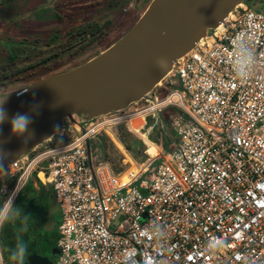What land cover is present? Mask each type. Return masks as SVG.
Instances as JSON below:
<instances>
[{"label":"built area","instance_id":"built-area-1","mask_svg":"<svg viewBox=\"0 0 264 264\" xmlns=\"http://www.w3.org/2000/svg\"><path fill=\"white\" fill-rule=\"evenodd\" d=\"M237 36L257 54L255 72L243 83L231 69ZM161 82L162 102L151 91L117 122L69 121L62 136L0 176V190L17 186L16 206L30 182L56 193L62 223L55 264H264V11L245 0ZM148 118L160 124L158 140L155 127L134 125ZM119 124L146 148L139 168L132 153L115 172L91 151L94 139L113 140ZM152 147L155 157L148 154ZM8 192L0 191V206ZM153 223L165 239H149ZM212 239L223 244L215 253L205 250ZM0 264H7L4 249Z\"/></svg>","mask_w":264,"mask_h":264},{"label":"water","instance_id":"water-1","mask_svg":"<svg viewBox=\"0 0 264 264\" xmlns=\"http://www.w3.org/2000/svg\"><path fill=\"white\" fill-rule=\"evenodd\" d=\"M245 0H153L133 28L112 47L85 64L33 83L23 95L6 98L9 121L0 126V149L8 153L6 165L28 155L62 131L65 121H90L125 110L142 100L169 74L175 63L190 52L212 29L224 24ZM33 106L38 112L32 113ZM30 113L33 137L27 144L11 136L10 119ZM11 137V138H10ZM89 145V144H88ZM59 212L54 192L43 228L55 230ZM51 264L30 258L29 264Z\"/></svg>","mask_w":264,"mask_h":264},{"label":"rangeland","instance_id":"rangeland-1","mask_svg":"<svg viewBox=\"0 0 264 264\" xmlns=\"http://www.w3.org/2000/svg\"><path fill=\"white\" fill-rule=\"evenodd\" d=\"M152 1L0 0V99L99 56L133 28ZM247 1L254 7H260L261 0ZM165 116L168 119L169 112ZM75 118L81 119L82 116L75 115ZM135 122L136 127H155L152 138H160V124H152L151 118L146 120L147 124H141V119ZM69 124L66 120L65 125ZM129 128L126 124L112 128V136L121 149L108 136L91 142L92 153L98 150L101 158L111 162L115 172H121L123 166L127 167V162H123L124 154L132 153L134 165L138 168L148 159L146 148ZM149 176H142L137 185L142 180H148ZM17 207L26 214L29 210L38 211L44 225L48 202L46 195L34 188L33 182L21 193ZM53 219L54 231L46 232L42 227L38 234H34L31 228L26 233L30 242L45 247L44 252L58 244V228L62 223L60 211L53 215ZM18 226V222L7 223L6 229L15 232ZM42 236H46V242ZM6 248L4 246L3 249L6 263L9 264Z\"/></svg>","mask_w":264,"mask_h":264},{"label":"clouds","instance_id":"clouds-1","mask_svg":"<svg viewBox=\"0 0 264 264\" xmlns=\"http://www.w3.org/2000/svg\"><path fill=\"white\" fill-rule=\"evenodd\" d=\"M257 65V54L254 47L247 39L237 36L233 41L231 52V69L234 73V78L241 83L249 80L255 72ZM28 89L17 92L18 95H23ZM5 99H0V126L9 121L8 113L4 107ZM32 113L38 112V106H33L30 110ZM33 123V117L30 113H17L10 119L11 136L22 138L25 144L32 139L33 133L30 131ZM61 135L62 132L57 127L54 129L53 138ZM11 138V137H10ZM62 143V141H59ZM9 154L0 149V176L8 175V166L5 161ZM18 185V182H17ZM0 191H7V188ZM19 194L18 188H14L11 193L8 192L2 206H0V228H3L7 223L15 224L18 222L19 226L15 232V244L12 247H7L9 253L8 259L11 264H25L28 246L24 240V234L29 229V215L15 205L16 196ZM149 239H165L164 229L156 226L155 223L148 227ZM223 247L221 241L212 239L205 245V250L209 253H215L219 248ZM3 259V249H0V260Z\"/></svg>","mask_w":264,"mask_h":264},{"label":"flooded vegetation","instance_id":"flooded-vegetation-1","mask_svg":"<svg viewBox=\"0 0 264 264\" xmlns=\"http://www.w3.org/2000/svg\"><path fill=\"white\" fill-rule=\"evenodd\" d=\"M27 213L30 217L29 228H31V230L34 232V234H38L43 227V225L41 224L42 215L38 211H32V210H29ZM44 222H45V217H44ZM6 226H7V224H5L4 227L6 228ZM42 238H44L45 242L47 241L46 236H42ZM43 249H45V247L42 248L40 246V244L35 245L33 249H29L27 251L25 264H29L30 258H32V257H37L40 259H48L51 264H55L56 261L58 260V257H59L58 248L54 247V248H51L50 250L48 248L47 252H44ZM8 255H9V253H8ZM9 264H11L10 261H9ZM40 264H48V262L42 261Z\"/></svg>","mask_w":264,"mask_h":264},{"label":"trees","instance_id":"trees-1","mask_svg":"<svg viewBox=\"0 0 264 264\" xmlns=\"http://www.w3.org/2000/svg\"><path fill=\"white\" fill-rule=\"evenodd\" d=\"M251 7L253 9L257 10V11H264V0H261L260 7H254L252 5V3H251ZM148 154L153 156V157H155L157 154H159V151L155 147H152L148 151ZM50 190L48 191V189L46 190V188H41L40 191H39L41 194L46 195L48 206H49L50 198L52 197V194H53V191L52 190L50 191ZM15 232H16V230H15ZM15 232L14 231H10V230L6 229L5 227L3 228L2 238H1V242H2L3 248H4V246H7V247L14 246V244H15ZM28 235H26V233L24 234V240L27 243L28 250H29V249H33L34 248L35 243L29 241L30 237ZM6 253H8V252H6Z\"/></svg>","mask_w":264,"mask_h":264},{"label":"bare ground","instance_id":"bare-ground-1","mask_svg":"<svg viewBox=\"0 0 264 264\" xmlns=\"http://www.w3.org/2000/svg\"><path fill=\"white\" fill-rule=\"evenodd\" d=\"M150 94L154 96L159 102H162L166 97V88L164 82L159 83ZM125 114H126V110H121V111L105 114L99 117L98 119L104 123H113L123 119L125 117ZM93 119L94 118H92L91 120ZM113 141H115L114 138ZM115 143L120 149L122 148L121 145L117 143V141H115ZM134 171L137 172L136 170Z\"/></svg>","mask_w":264,"mask_h":264},{"label":"crops","instance_id":"crops-1","mask_svg":"<svg viewBox=\"0 0 264 264\" xmlns=\"http://www.w3.org/2000/svg\"><path fill=\"white\" fill-rule=\"evenodd\" d=\"M95 143H97V142H95ZM98 151V150H97ZM36 189V188H35ZM38 192L40 191V190H38V189H36Z\"/></svg>","mask_w":264,"mask_h":264}]
</instances>
